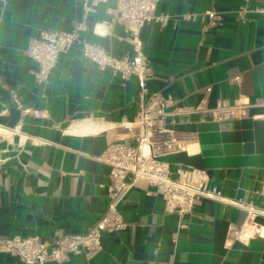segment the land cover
Wrapping results in <instances>:
<instances>
[{
	"label": "crops",
	"instance_id": "obj_1",
	"mask_svg": "<svg viewBox=\"0 0 264 264\" xmlns=\"http://www.w3.org/2000/svg\"><path fill=\"white\" fill-rule=\"evenodd\" d=\"M92 2L0 0V238L38 234L50 241L87 231L110 202L111 166L100 155L114 141L136 142L135 75L101 69L76 42L38 81L26 52L42 30L83 23L81 37L116 56L134 54L124 27L111 22L116 0ZM263 5L159 0L155 13L168 21L141 31L149 90L176 100L166 117L176 149L161 159L173 171L177 164L205 169L225 198L263 212L248 215L206 197L183 215L167 212L154 187L140 182L118 205L123 225L103 231V248L73 254L66 264H264V13L237 12ZM208 10L220 22L203 30ZM220 103H244L246 113L218 119L212 109ZM0 264L27 263L0 252Z\"/></svg>",
	"mask_w": 264,
	"mask_h": 264
},
{
	"label": "built area",
	"instance_id": "obj_2",
	"mask_svg": "<svg viewBox=\"0 0 264 264\" xmlns=\"http://www.w3.org/2000/svg\"><path fill=\"white\" fill-rule=\"evenodd\" d=\"M95 3V0H92ZM159 0H116L111 22L121 24L127 32L126 38L134 54L114 55L99 43L90 42L81 37L83 23H77L70 30H42L39 37L30 39L26 52L37 63L34 71L38 81L48 78L55 67L59 55L70 51L73 45L81 44L82 54L101 69L110 68L114 74L128 79L135 75L140 87L138 93V111L133 121L137 130L136 142L131 144L117 140L108 145L100 159L111 166L113 184L110 187V202L101 219L83 233H65L52 240H45L40 235L0 238V252H10L20 257L27 264H45L48 261L66 264L71 255L84 252L94 255L102 246V234L105 230L117 229L123 222L117 216L118 205L126 192L140 182L153 186L154 191L164 200L167 212L183 215L190 212L197 197H206L219 201H230L214 185L205 169L183 167L177 164L175 171L161 155L176 149V132L168 127L166 121L169 106L176 103L171 95L160 90L150 91L147 85L152 75L149 59L143 52L142 28L146 23L157 21L165 24L169 15L156 14ZM264 13V5L247 9L241 6L237 12L244 17L247 11ZM208 17L203 30L216 26L220 22L219 14L214 10L206 12ZM199 108V107H198ZM246 105L220 103L213 113L218 119L244 115ZM248 210V215L263 211L239 201H230ZM239 229H232L235 238Z\"/></svg>",
	"mask_w": 264,
	"mask_h": 264
}]
</instances>
